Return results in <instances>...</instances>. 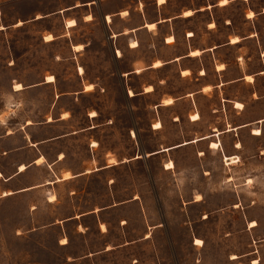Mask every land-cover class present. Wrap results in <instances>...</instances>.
<instances>
[{"label": "rangeland", "instance_id": "1", "mask_svg": "<svg viewBox=\"0 0 264 264\" xmlns=\"http://www.w3.org/2000/svg\"><path fill=\"white\" fill-rule=\"evenodd\" d=\"M187 1L176 0L177 7ZM64 6L0 0V113L6 97L15 113L0 124V264H264V123L235 137L243 149L230 165L219 153L199 157L187 149L171 154L183 172L167 173L169 157L151 156L180 129L264 118V74L253 85L248 78L226 89L224 97L246 103L241 116L233 107L211 115L221 100L214 93L199 101L201 123L190 125L189 99L162 111L157 105L199 87L195 76L182 79L175 67L129 74L136 60L149 63L163 47L158 38L146 37L156 47L117 60L101 9L86 22L83 13L54 14ZM217 18L215 38L255 35L241 50L221 54L229 64L225 79L264 70V0H237ZM71 20L76 27L66 26ZM49 35L54 40L46 42ZM201 63L208 80L217 81L212 56L188 66ZM149 86L155 92L143 95ZM254 90L262 97L257 103ZM176 116L181 123L174 125ZM159 118L162 134L153 131ZM258 128L262 136L254 137ZM22 165L27 170L19 173ZM251 222L258 226L251 229Z\"/></svg>", "mask_w": 264, "mask_h": 264}, {"label": "crops", "instance_id": "2", "mask_svg": "<svg viewBox=\"0 0 264 264\" xmlns=\"http://www.w3.org/2000/svg\"><path fill=\"white\" fill-rule=\"evenodd\" d=\"M236 1L237 0H227L225 3L224 0H188L185 5L177 7L176 0H164L163 3H161L160 0H64L65 6L63 9L55 11L54 14H62L65 17L83 13L84 20L89 22L93 20L95 10L101 9L102 23L109 28L110 38L114 39L116 43L114 53L117 60L123 57L125 51L135 53L143 50L144 52L147 46L150 48L156 47L154 44L147 43L146 37L151 36L152 38L154 37V39L158 38L163 47L154 51L155 56L149 63L146 62L145 59L136 60L131 67L133 71L129 74L138 75L146 70L175 67L178 69L182 79L187 80L195 76L196 82H200L199 87L196 86V88L179 97H172L170 95L169 99L161 101L157 107L162 111L166 108L175 107L180 104L181 101H187L189 99V101L193 103V107L187 112L190 125H199L202 121V112L199 109V101L201 98L204 96L211 97L214 93L217 94L218 98H221L220 102L222 105H220L219 102V104L211 106V115H222L227 109L229 110L230 107H233L237 115L241 116V112L246 108V103L236 98L224 97L226 89L237 83L247 81L248 78L252 79V81H247L245 83L253 85L256 83V78L264 74V70H261L249 75L245 73L244 77L237 79H225L229 64L227 61L228 59L225 60L224 58H220L221 54H224L226 48L239 51L244 47V42L254 40L255 38L254 34L241 36L235 33L233 38H231L232 35L230 34H227L226 37L223 36V38H215V35H213L216 31L218 32L220 24L217 14L227 9ZM186 12H191L192 15L186 16ZM124 13H127V15H124ZM88 17H91V20H89ZM224 23L230 26V19H226ZM180 25H185L187 27L181 28ZM210 25L212 27H210ZM189 33H191V36H189ZM203 37L205 39H203ZM233 41H236V43H233ZM132 45H136V47L133 48ZM79 46L83 47L82 44L74 45V51L82 52L84 50V47L82 50H75V48ZM194 52L199 53V55L193 56L192 53ZM204 56H212L214 59L215 66L213 71H215V75L218 76L215 82L208 80L209 69L202 63L199 68L195 69L188 66V64L193 61H200ZM236 59L241 60L242 58L236 56ZM185 73H187V75H185ZM129 92L132 91H128V94ZM153 92H155V90L152 86H149L143 95H149ZM251 97L255 103L262 99V97H259L257 90H254ZM238 104L242 107L237 108L236 105ZM90 117L92 118V115H90ZM193 117H197V119L193 120ZM93 118H96V113ZM172 123L174 125L181 123L180 117L176 116ZM263 123L264 118H261L250 122H232V124H227L223 128L219 127L217 124L209 123L206 127L194 129L192 132L186 129H180L181 131L176 133L175 138L168 139L166 145H161L160 150L155 151L151 156L159 155V157H161V155H164L169 157V161H166L167 163L164 165L172 163L173 168L167 169L163 166L164 171L167 173L176 172V170L177 172H183V169H177V163L175 159L172 160L174 157H171V154L177 156L181 151L187 149H196L199 157L206 156V153H219L218 155L221 154L226 163L230 165L233 164V162H228V159L236 161V159L240 158V151L243 149V142L241 140H236L235 137L239 136V134H243L253 125ZM28 124H30V122H28ZM156 124H159L160 127L157 128L153 126V131L162 134L165 129L164 122L159 118ZM252 131L254 137L262 136L261 129L258 128ZM254 131H260V134L256 135ZM190 133L193 134L192 137H189ZM74 134L76 133L74 132L67 136ZM228 141H230L229 145ZM213 144L218 147L212 148ZM237 144L240 145V148L236 147ZM93 146H96V144ZM201 152H203L204 155H201ZM60 157H63V159L65 158V156L60 155L59 159L54 161L53 164L62 161L63 159ZM145 157L150 156L145 155ZM141 158L142 156L135 157V159ZM41 159L43 161L45 157L43 155L37 157L34 161V165L37 164V160ZM21 167H24V171L27 170V167L22 165L19 167V173H22L20 172ZM113 167V165L104 166L101 167V170H108ZM7 194L10 195L11 192ZM3 196L7 195L4 193ZM123 224H125V221H123ZM148 237L149 235L146 236V238Z\"/></svg>", "mask_w": 264, "mask_h": 264}, {"label": "snow or ice", "instance_id": "3", "mask_svg": "<svg viewBox=\"0 0 264 264\" xmlns=\"http://www.w3.org/2000/svg\"><path fill=\"white\" fill-rule=\"evenodd\" d=\"M160 2L163 3L164 0H160ZM224 2L226 3L227 0H224ZM124 15H127V13H124ZM185 15H186V16H190V15H192V13H191V12H186ZM88 19L91 20V17H88ZM72 23H74V22H72ZM70 26H71V25H70ZM210 27H212V26L210 25ZM189 36H191V33H189ZM47 39H48V40H52V37L49 36V37H47ZM169 42H171V41H169ZM233 43H236V41H233ZM132 47L135 48L136 45H132ZM77 50H79V49H77ZM192 55H193V56H196V55H199V53H195V52H194V53H192ZM185 75H187V73H185ZM52 79H53L52 77H49V78H48V80H49L50 82L52 81ZM16 91H17V92H20V91H21V86H20V85H17ZM149 91H150V89H149ZM169 103H170V101H169ZM236 107H237V108H241L242 106L238 104V105H236ZM91 115L95 116V113H92ZM65 118H66V117H65ZM195 119H197V117H193V120H195ZM155 127L159 128L160 126H159V125H155ZM217 147H218V146L215 145V144L212 145V148H217ZM236 147H237V148H240V145L237 144ZM201 155H204V153L201 152ZM61 159H63V157H61ZM36 163H37V164L42 163V159H41V160H37ZM113 163H114V161H113ZM233 163H235V161H233ZM164 167L167 168V169H171V168H173V165L169 163V164L164 165ZM20 171L23 172V171H24V168L21 167V168H20ZM66 178H67V177H66ZM251 183H252V182L249 181V184H251ZM5 195H8V194L5 193ZM53 199H55V198L53 197ZM196 199L199 200L200 197L197 196ZM101 227L103 228V226H101ZM61 243H66V241H61ZM196 243L199 245V244H201V241L197 240ZM233 259H235V257H233Z\"/></svg>", "mask_w": 264, "mask_h": 264}, {"label": "bare ground", "instance_id": "4", "mask_svg": "<svg viewBox=\"0 0 264 264\" xmlns=\"http://www.w3.org/2000/svg\"><path fill=\"white\" fill-rule=\"evenodd\" d=\"M249 17H253V13H250V14H249ZM72 22H74V23H72ZM20 24H21V23H20ZM20 24H19V25H20ZM70 25H71V26H70ZM76 25H77V24H76L75 21H69V22H67V27H68V28H74ZM49 36H51V35H49ZM49 36H47V37H49ZM47 37L45 38V41H46V42H51V41L54 40V38H53L52 36H51V37H52V40H48ZM77 49L82 50L83 47H80V46H79V47H76L75 50H77ZM79 50H77V51H79ZM79 52H80V51H79ZM79 72H80V74H83V73H84L83 69H81V68H80ZM49 77H52V78H53L51 82L48 80ZM49 77L47 78V82H48V83H53V82L55 81V78H54L53 76H49ZM18 85H20V84H18ZM20 86H21V85H20ZM92 88H93L92 86H87V89H86V90H91ZM22 89H23V88H22V86H21V90H22ZM15 91H16V87H15ZM129 95H130V96H133L132 92H129ZM93 117H95V116L92 115V118H93ZM156 125H159V124H156ZM159 126H160V125H159ZM254 134L259 135V134H260V131H254ZM60 158H61V157H60ZM233 161H234L233 159H228V162H233ZM170 164H172V163H170ZM172 165H173V164H172ZM23 168H24V167H23ZM25 168H26V167H25ZM20 172H21V171H20ZM0 177H1V174H0ZM256 226H257V223H256V222H251L249 227H250L251 229H253V228H255ZM196 241H197V240H196ZM196 241H195V246H197V247H202V246H203V242H202V241H201V244H199V245L196 243ZM199 241H200V240H199ZM233 257H235V259H233ZM237 258H238L237 256H232L231 259H232V260H236ZM256 263H257V262H255V264H256Z\"/></svg>", "mask_w": 264, "mask_h": 264}, {"label": "clouds", "instance_id": "5", "mask_svg": "<svg viewBox=\"0 0 264 264\" xmlns=\"http://www.w3.org/2000/svg\"><path fill=\"white\" fill-rule=\"evenodd\" d=\"M15 87L17 88V85ZM6 99L9 100V103L7 104L6 110H4L2 113H0V124L5 123L10 116L15 114L13 112V105L11 103V98L6 97ZM15 107L18 109V108H20V105L16 104Z\"/></svg>", "mask_w": 264, "mask_h": 264}]
</instances>
